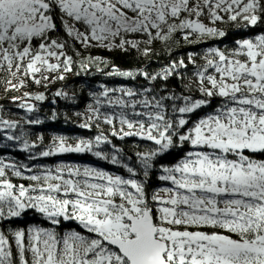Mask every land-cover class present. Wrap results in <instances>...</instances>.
<instances>
[{
	"label": "snow or ice",
	"instance_id": "snow-or-ice-1",
	"mask_svg": "<svg viewBox=\"0 0 264 264\" xmlns=\"http://www.w3.org/2000/svg\"><path fill=\"white\" fill-rule=\"evenodd\" d=\"M218 24H264V0H0V73L10 90L29 80L46 83L48 73L63 80L74 64L71 41L148 56L154 42L167 44L177 34L186 43L225 37ZM59 30L70 40L54 37ZM188 59L195 66L194 80L185 85L189 94L103 87L78 113L82 128L99 129L101 121L112 136L151 142L154 147L135 153L139 170L124 162L121 149L99 150L111 144L102 130L74 144L56 136L29 158L91 153L128 175L75 163L37 172L0 158V264H264V32L236 40L231 49H207L203 64L194 54ZM88 63L108 62L88 57ZM181 68H187L183 59L155 74L114 66L109 75L167 81ZM193 84L199 98L191 94ZM32 99L46 97L26 92L13 98L28 113L36 109ZM105 106L112 111L102 112ZM2 111L0 128L21 126ZM24 135L7 139L30 151L36 144ZM185 146L176 163L160 165L158 180L165 184L149 193L157 158ZM29 212L50 226L4 229ZM64 222L77 229L61 230Z\"/></svg>",
	"mask_w": 264,
	"mask_h": 264
},
{
	"label": "trees",
	"instance_id": "trees-1",
	"mask_svg": "<svg viewBox=\"0 0 264 264\" xmlns=\"http://www.w3.org/2000/svg\"><path fill=\"white\" fill-rule=\"evenodd\" d=\"M57 24L59 27L58 20ZM217 26L227 33L225 37L204 38L201 43H186L182 34H177L174 40L167 44L161 41L154 42L151 46L152 52L148 56H143L136 50L122 52L119 49L109 50L95 47L86 49L80 44L71 41V43L75 44L74 49H68V54L72 55L74 59L72 71L64 74L65 78L63 80L56 79V76L60 73H51L50 80L46 83L42 82L40 85L29 80L24 87L10 90L3 82L4 74L0 73V109L3 110V117L21 121V126L16 129L0 128V158H3L6 162H22L37 172L44 167L54 168L61 163H75L102 168L116 174L128 175L124 168L112 165L108 161L93 156L91 153H65L49 157H38L36 159L29 158L31 155H37L39 152L46 150L56 136H65L68 138L69 143L74 144L80 138H94L102 130L108 135L111 144H102L99 150L111 154L114 152L113 146H115V148L122 150L119 155L125 158L124 162L139 170L135 153L154 147L151 142L141 140L138 137L120 139L117 136H112L110 126L101 121L96 122L100 124L99 129L95 124H93L91 129L82 128L80 125L84 123L85 118L83 115H78V113L83 114L86 112L87 105L92 103L90 94L93 92L99 93L103 90V87L113 89L131 87L138 90L145 87H153L157 91L166 89L176 94H189L185 85L194 80L193 73L195 72V66L188 59L190 54L195 55L197 64H203L207 49L212 47L231 49L235 46L236 40L253 37L264 32V24L247 29L237 28L233 24H218ZM53 36L70 40L62 30L53 33ZM88 57H100L108 63L89 64ZM181 59L187 64V68L177 69L176 73L169 76L167 81L160 78L155 81H149L138 74L134 79L120 75H109L113 71L114 66L122 71L132 70L134 73L147 71L150 74H155L169 67L172 62ZM82 63L87 64L88 67H81ZM58 91L67 93V95L57 96L56 93ZM26 92L33 97L38 93H44L46 97L44 101L31 100L32 103L36 104V109L31 113L18 106L22 102L21 100H13L14 97H24ZM161 94H163L162 91ZM191 94L194 98H199L200 96L195 91L194 84L192 85ZM213 103L215 104L216 102L213 101ZM101 111L110 112L112 109L105 106ZM208 111H211V108L198 111L193 114L192 119L195 120ZM53 116H55V119H53ZM25 119L40 120L42 122L39 124H26L24 123ZM21 132L25 134L23 138L28 139L30 142H35L36 147L30 151H25L20 146L21 141L7 139L9 134L18 136ZM40 137H43V139L40 140ZM184 151H187V146L184 149H173L157 158L155 167L148 180L147 188L149 193L165 184V182L158 180V176L161 174L160 165L176 163L183 156ZM127 157H131V159L129 160ZM25 174L30 173L25 171ZM12 179L17 183H29V181L21 180L18 177H12ZM32 224L50 226L42 217L29 212L13 224H6L3 227L7 231L10 228L27 227ZM70 229H77V225L74 222H64L61 226V230Z\"/></svg>",
	"mask_w": 264,
	"mask_h": 264
},
{
	"label": "rangeland",
	"instance_id": "rangeland-1",
	"mask_svg": "<svg viewBox=\"0 0 264 264\" xmlns=\"http://www.w3.org/2000/svg\"><path fill=\"white\" fill-rule=\"evenodd\" d=\"M205 22H207V21H205ZM47 75H49V76H50V75H51V73H48Z\"/></svg>",
	"mask_w": 264,
	"mask_h": 264
}]
</instances>
